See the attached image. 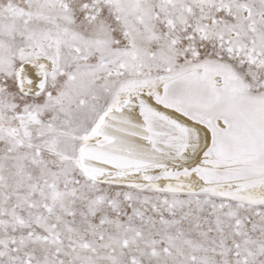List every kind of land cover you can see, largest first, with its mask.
<instances>
[{
  "label": "snow or ice",
  "instance_id": "snow-or-ice-1",
  "mask_svg": "<svg viewBox=\"0 0 264 264\" xmlns=\"http://www.w3.org/2000/svg\"><path fill=\"white\" fill-rule=\"evenodd\" d=\"M0 264H264V0H0Z\"/></svg>",
  "mask_w": 264,
  "mask_h": 264
}]
</instances>
